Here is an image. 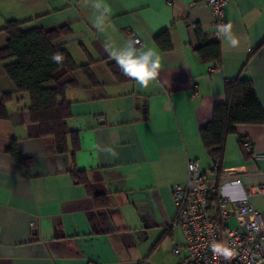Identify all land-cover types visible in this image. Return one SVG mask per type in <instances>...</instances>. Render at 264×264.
Returning <instances> with one entry per match:
<instances>
[{
  "label": "crops",
  "instance_id": "obj_1",
  "mask_svg": "<svg viewBox=\"0 0 264 264\" xmlns=\"http://www.w3.org/2000/svg\"><path fill=\"white\" fill-rule=\"evenodd\" d=\"M103 3L106 13L85 0H0V30L10 19L46 30L65 26L70 33L61 42L80 66L79 87L66 94L72 103L67 153L40 135L28 94L16 93L8 103L9 117L0 123V264H183L188 251H173L184 235L170 226L177 212L171 187L187 182L190 159L211 168L201 130L225 101L226 82L251 80L264 109V0L230 2L221 25L206 0ZM200 29L220 42L221 60L198 52ZM164 32L170 49L156 42ZM0 33L1 47L7 37ZM129 37L160 57L159 75L146 89L112 69L110 53ZM0 89L15 91L3 63ZM236 129L223 164L238 170L243 184L221 183L228 196L241 198L264 184V158L242 145L264 153V124ZM13 140L29 162L7 152ZM72 171L84 172L88 185ZM250 200L264 211V193Z\"/></svg>",
  "mask_w": 264,
  "mask_h": 264
},
{
  "label": "trees",
  "instance_id": "obj_2",
  "mask_svg": "<svg viewBox=\"0 0 264 264\" xmlns=\"http://www.w3.org/2000/svg\"><path fill=\"white\" fill-rule=\"evenodd\" d=\"M0 31L7 35L5 45L0 47V63L4 64L9 79L15 85V91L2 92L0 89V123L9 117L8 103L14 99L15 94L26 93L30 99V117L32 122L39 125L40 135L53 138L57 151L67 153L71 139L68 120L72 115V103L67 100L66 94L68 90L79 87L75 72L80 68L61 42L63 36L70 33L69 29L64 26L46 30L39 25H31L29 20L10 19ZM198 38L197 50L203 58L209 61L221 60L219 41H210L208 34L201 29ZM156 42L163 49L172 47L168 32L157 36ZM53 53H60L63 62H53L50 59ZM111 65L115 73H122L115 63ZM81 68L86 69L92 77L88 65H82ZM124 78L126 76L122 73V80ZM225 93V101L214 106L210 122L201 130L205 147L220 163L217 185L222 182L228 136L235 133L240 124H264V109L251 80L239 76L227 81ZM74 140L78 146L79 141L75 135ZM242 145L244 147V142ZM7 152L16 161H30L22 156L16 140L10 142ZM72 176L77 182L88 185L84 172L72 171Z\"/></svg>",
  "mask_w": 264,
  "mask_h": 264
},
{
  "label": "built area",
  "instance_id": "obj_3",
  "mask_svg": "<svg viewBox=\"0 0 264 264\" xmlns=\"http://www.w3.org/2000/svg\"><path fill=\"white\" fill-rule=\"evenodd\" d=\"M206 1L221 25L227 5L238 0ZM190 27L195 29L197 24L191 23ZM136 39L141 43L140 38ZM244 148L253 158H264V153L255 151L251 143L244 142ZM210 156L212 166L206 170L199 160L190 159L187 182L171 187L177 212L170 226H180L184 235L183 244L173 251H188L183 264H264V211L256 209L250 200L251 194L264 193V184L247 188L241 198L228 196L223 184H216L220 163ZM237 171L224 168L222 181L243 184ZM217 247L219 250L214 251ZM224 250L231 252L230 260L224 259Z\"/></svg>",
  "mask_w": 264,
  "mask_h": 264
},
{
  "label": "clouds",
  "instance_id": "obj_4",
  "mask_svg": "<svg viewBox=\"0 0 264 264\" xmlns=\"http://www.w3.org/2000/svg\"><path fill=\"white\" fill-rule=\"evenodd\" d=\"M85 4L97 11L107 12V6L103 0H85ZM227 31V29H222ZM234 44L235 41H232ZM111 58L123 73L124 76L134 80L141 88H148L154 82L160 71V57L157 52L148 47L140 45L135 37L127 38L120 46L118 51L110 53ZM50 59L60 64L63 62V56L60 53H53ZM219 247L214 248L218 251ZM224 259H231V252L224 250L222 252Z\"/></svg>",
  "mask_w": 264,
  "mask_h": 264
},
{
  "label": "rangeland",
  "instance_id": "obj_5",
  "mask_svg": "<svg viewBox=\"0 0 264 264\" xmlns=\"http://www.w3.org/2000/svg\"><path fill=\"white\" fill-rule=\"evenodd\" d=\"M1 12H3V8H2V10H1ZM4 13V12H3ZM0 16H1V13H0ZM0 34H3V33H0ZM5 34V33H4ZM6 35V34H5ZM6 37H7V35H6ZM3 39H2V37L0 36V43H2L1 41H2Z\"/></svg>",
  "mask_w": 264,
  "mask_h": 264
}]
</instances>
